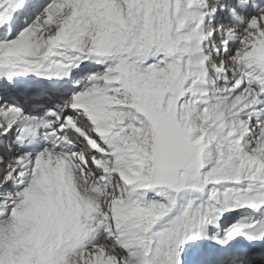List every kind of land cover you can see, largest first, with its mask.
Instances as JSON below:
<instances>
[{
    "label": "snow or ice",
    "instance_id": "1",
    "mask_svg": "<svg viewBox=\"0 0 264 264\" xmlns=\"http://www.w3.org/2000/svg\"><path fill=\"white\" fill-rule=\"evenodd\" d=\"M0 264H264V0H0Z\"/></svg>",
    "mask_w": 264,
    "mask_h": 264
}]
</instances>
